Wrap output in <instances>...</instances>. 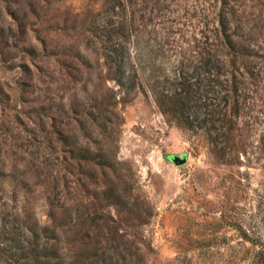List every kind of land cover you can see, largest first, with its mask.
Listing matches in <instances>:
<instances>
[{"label": "rangeland", "instance_id": "obj_1", "mask_svg": "<svg viewBox=\"0 0 264 264\" xmlns=\"http://www.w3.org/2000/svg\"><path fill=\"white\" fill-rule=\"evenodd\" d=\"M228 2L128 0L124 92L83 23L103 0H0V209L49 226L64 264H251L264 244V122L223 154L166 111L223 8L264 57V0Z\"/></svg>", "mask_w": 264, "mask_h": 264}, {"label": "trees", "instance_id": "obj_2", "mask_svg": "<svg viewBox=\"0 0 264 264\" xmlns=\"http://www.w3.org/2000/svg\"><path fill=\"white\" fill-rule=\"evenodd\" d=\"M103 7L92 18H85V30L118 73L119 89L128 92L131 69L127 64L132 60L133 37L128 0H103ZM238 13L224 8L219 12V24L206 55L192 69L181 67L173 81V92L166 94V111L178 117L184 127L203 130L223 154L231 152L243 131L254 129L257 119L264 122V99L258 97L264 86V57L255 42L258 29L251 16L245 18ZM257 106L260 108L254 114ZM262 139L264 145V136ZM75 147L79 158L106 159L104 154L88 157L85 150ZM53 234L49 226H38L29 217L0 209V264H64L57 245H51ZM244 235L246 240L251 239L249 234ZM103 264L133 263L106 257ZM251 264H264V244L256 248Z\"/></svg>", "mask_w": 264, "mask_h": 264}, {"label": "water", "instance_id": "obj_3", "mask_svg": "<svg viewBox=\"0 0 264 264\" xmlns=\"http://www.w3.org/2000/svg\"><path fill=\"white\" fill-rule=\"evenodd\" d=\"M171 160L176 164V165H183L188 161V158L186 155H173L171 156Z\"/></svg>", "mask_w": 264, "mask_h": 264}]
</instances>
